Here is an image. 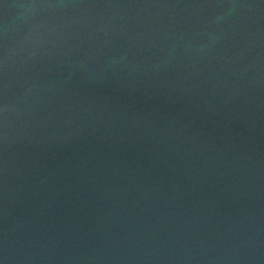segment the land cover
Returning <instances> with one entry per match:
<instances>
[{"label":"water","instance_id":"1","mask_svg":"<svg viewBox=\"0 0 264 264\" xmlns=\"http://www.w3.org/2000/svg\"><path fill=\"white\" fill-rule=\"evenodd\" d=\"M0 264H264V0H0Z\"/></svg>","mask_w":264,"mask_h":264}]
</instances>
